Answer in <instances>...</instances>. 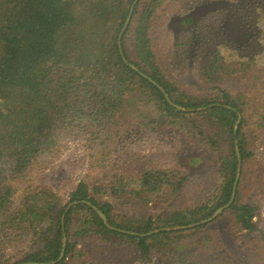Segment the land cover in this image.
<instances>
[{
	"label": "trees",
	"instance_id": "obj_1",
	"mask_svg": "<svg viewBox=\"0 0 264 264\" xmlns=\"http://www.w3.org/2000/svg\"><path fill=\"white\" fill-rule=\"evenodd\" d=\"M167 1L0 0V264L79 263L87 258L79 246L88 240L130 246L146 261L156 252L164 264H243L214 260L216 245L205 246L199 257L177 245L225 217L232 230L258 231V207L247 202L242 187L260 181L249 147L264 136V71L255 70L259 99L250 108L217 85L228 71L210 56L203 62L204 76L222 95L210 99L183 92L163 73L151 33L153 17ZM143 2L147 5L139 13ZM260 12L264 22L263 5ZM193 19L186 17L184 23ZM205 19L190 29L194 42L199 29L215 26V18L208 24ZM128 115L138 119V125L131 124L136 129L181 130L205 152L217 153V189L204 201L177 209L187 171L146 166L131 175L127 168L137 163L129 164L136 160L131 159L106 184L91 188L81 182L67 202L45 187H28L19 195L21 183L33 179L31 173L46 160L56 159L68 141L78 140L90 152L99 148L96 156L110 155L108 143L121 137L134 135L138 144L141 135L128 130ZM237 150L243 180L238 181L235 200L213 221L198 225L230 203ZM105 196L139 199L158 214H122ZM26 237L30 246L23 259L12 261L3 253ZM207 257L212 261L205 262Z\"/></svg>",
	"mask_w": 264,
	"mask_h": 264
},
{
	"label": "rangeland",
	"instance_id": "obj_2",
	"mask_svg": "<svg viewBox=\"0 0 264 264\" xmlns=\"http://www.w3.org/2000/svg\"><path fill=\"white\" fill-rule=\"evenodd\" d=\"M193 1L168 0L161 12L159 10L153 17L151 33L163 73L183 92L199 98L220 97L221 92L213 88L214 84L207 82L202 68L203 62L210 56L220 61V65L225 66L228 71L217 85L233 97L240 98L244 103L248 102L250 108L256 104L255 99H259V88H254L255 70L259 68L260 72L264 71V22L260 19V6L264 7V0H200L203 1L201 5ZM146 5L147 2L141 4L139 13ZM214 9L221 11L206 16V12ZM186 17L194 18L193 22L184 23ZM204 19L206 24L214 20L212 24L215 26L207 28V31L199 29L194 42L195 35L190 29ZM206 35L209 36L208 40L205 39ZM187 40H190V44L186 45ZM126 122L130 123L129 131L132 129V132L141 135L138 144L134 135L128 139L121 137L118 143H108L112 146L110 155L107 151L106 156L102 153L96 156L99 148L90 152L78 140L68 141L56 159L46 160L45 166L41 165L31 173L33 179L21 183L19 195L28 187H45L67 202L81 182H87L91 188L106 184L131 159L136 160L129 164L137 161L127 168L126 172L131 175L146 166L187 171V180L174 204L177 209L202 202L217 189L220 183L217 153L205 152L197 144V140L192 138L191 141L181 130L164 128L153 131L147 127L136 129L131 125H138V119L134 115H128ZM222 146H225L223 142ZM249 148L257 163V168L254 167L255 175L259 176V184L263 186L257 184L248 188L247 183L242 188L243 195L248 197L247 202L258 207L254 219L258 231L248 234L232 230L225 217L177 245L191 251L193 257H199L205 246L216 245L214 260L233 259L243 264H264V196L261 191L264 189V136L255 140ZM102 172L108 178H101ZM104 200L110 202L120 213L129 216L158 214L150 205L133 197L105 196ZM212 239L214 241L208 244ZM20 241L15 247L7 246L6 252H3L11 256L12 261H20L29 251V237ZM81 247L86 250L87 258H83L85 264H100L103 259L112 264H164L162 255L152 252L150 261H146L130 246H112L88 240L79 246ZM83 259L79 263L68 261V264H83ZM211 261L212 258L205 259V262Z\"/></svg>",
	"mask_w": 264,
	"mask_h": 264
},
{
	"label": "water",
	"instance_id": "obj_3",
	"mask_svg": "<svg viewBox=\"0 0 264 264\" xmlns=\"http://www.w3.org/2000/svg\"><path fill=\"white\" fill-rule=\"evenodd\" d=\"M132 11H133V7H132V9H131V11H130V14H129V16H128V19H127V21H126V24H125V26H124V28H123L121 34L124 32V30L126 29V27L128 26V24L130 23L131 15H132ZM178 108L180 109V107H178ZM237 153H238V157H239V161H238V170H237V175H236V179H235L234 191H233V195H232V199H231L230 203H229L228 205H226V206H224V207L218 209V210L215 212V214L213 215V217L209 218V219L206 220V221H203V222L199 223L198 225H202V224H205V223H208V222L213 221V220H214L218 215H220V214H221L226 208H228V207L233 203V201L235 200V197H236V190H237V186H238V181H239L240 176H241V160H240V155H239L238 150H237ZM96 210H97V212L99 213L100 217L106 222V220H107V219H106V216H105L100 210H98V209H96ZM65 246H66V239L64 240V249H65ZM64 249H63V251H62V253H61V257H60V258H62L63 255H64Z\"/></svg>",
	"mask_w": 264,
	"mask_h": 264
}]
</instances>
